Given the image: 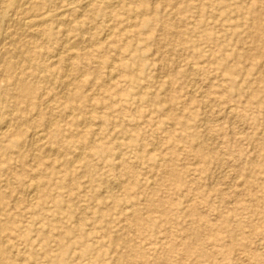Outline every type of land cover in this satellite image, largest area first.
<instances>
[{
    "label": "rangeland",
    "instance_id": "obj_1",
    "mask_svg": "<svg viewBox=\"0 0 264 264\" xmlns=\"http://www.w3.org/2000/svg\"><path fill=\"white\" fill-rule=\"evenodd\" d=\"M0 1V33L47 16L42 50L75 42L52 82L29 78L41 115L0 160V264H264V0H97L90 20L84 0ZM34 130L60 153L33 161Z\"/></svg>",
    "mask_w": 264,
    "mask_h": 264
},
{
    "label": "bare ground",
    "instance_id": "obj_2",
    "mask_svg": "<svg viewBox=\"0 0 264 264\" xmlns=\"http://www.w3.org/2000/svg\"><path fill=\"white\" fill-rule=\"evenodd\" d=\"M22 1V0H21ZM68 2L69 6L71 5V2L74 0H65ZM77 1V0H76ZM85 3L83 4V12L82 15L87 17V20H90L89 17V10L90 8L95 4L97 0H84ZM102 1V0H101ZM145 0L142 1V4H145ZM158 2V1H156ZM1 3V1H0ZM4 2H2L1 5H3ZM5 4V3H4ZM7 5V3H6ZM16 5V0H11L8 4L9 7H13ZM20 5V4H19ZM121 5V4H120ZM7 6V7H8ZM6 7V8H7ZM2 8V6H1ZM0 8V9H1ZM4 8V7H3ZM5 8V9H6ZM32 8V5H31ZM30 8V9H31ZM17 10V9H16ZM49 11V10H48ZM74 13V11L70 7H60V11L58 16L63 20L62 24L64 25H72L75 23V26H70V29L73 30H80L84 29L88 26L89 21L84 20L85 22H79L76 23V18L72 21H68V13ZM15 13V12H14ZM49 13V12H48ZM3 14V13H2ZM16 15V14H15ZM20 15V14H19ZM22 15V14H21ZM43 15V14H42ZM50 15V14H49ZM66 16V18H65ZM72 16V14H71ZM81 16V17H83ZM16 17V16H15ZM43 17V16H42ZM47 17V16H46ZM44 17L42 19H18L14 21H9V24L13 25L12 27L14 28L13 32L9 31L10 27L7 28L9 29L8 31L3 30L2 33H0V49L4 50L1 53H5L4 56H1L3 54H0V67L2 68L0 70V79L4 80L7 83L6 89L3 91V93H0V96L3 97V101L10 100L12 102V106L9 107L8 109V117L2 118L0 115V160L2 159H7L9 158V155L11 154L10 150H13L14 148H18V154L21 156L23 155L24 148L26 146V141L24 140V131H23V126L29 122H32L35 116H40L41 115V105L37 102H35L37 91L34 86L29 84V78H36V76L40 73H44L45 76L43 78L44 82H50L52 78H55V73H53L50 69L51 66L53 65H59L65 62H70L72 60L71 56L62 59V56L64 54H67L69 50L75 49L72 48V45L75 42H72L74 40L69 41L67 40L66 46H62V48H51L48 51L42 50V46L45 42H52V37L51 34L49 33L48 30H46L48 24L51 21H48L47 18ZM80 17V18H81ZM13 18V17H12ZM21 18V16H20ZM41 18V17H40ZM49 19V18H48ZM79 19V17H78ZM47 20V21H46ZM111 21V20H110ZM8 23V22H7ZM2 24V21L0 20V26ZM60 25V24H58ZM9 25L7 24L6 27ZM4 27V26H2ZM11 27V28H12ZM65 27V26H64ZM58 29V28H57ZM68 34V30L66 31ZM83 32V31H82ZM92 32V31H91ZM111 32V31H110ZM114 32V31H113ZM112 32V33H113ZM65 35V34H64ZM87 35V34H86ZM89 35V34H88ZM67 36V35H66ZM85 36V35H84ZM83 36V37H84ZM111 36V35H110ZM113 36V35H112ZM111 36V37H112ZM109 37V36H108ZM67 38V37H66ZM91 38V36H90ZM65 39V38H64ZM68 39V38H67ZM25 41L27 47L26 50H22L19 48H15L17 44V41ZM83 40V39H82ZM84 41V40H83ZM83 43V42H82ZM47 44V43H46ZM64 44V43H63ZM79 45V44H78ZM83 47L85 46L84 43L81 44ZM90 45V44H89ZM52 46V45H51ZM8 47V48H7ZM10 47V48H9ZM79 48V47H78ZM76 46V49H78ZM88 48V47H87ZM34 49V50H31ZM84 49V48H83ZM82 49V50H83ZM45 54H48L52 59H55L51 65H45V64H40V63H33L31 62L30 57H37V56H43ZM11 55L13 56L14 59H19V61L14 62V61H9L5 62L3 59L7 56ZM29 55V57H28ZM28 57V58H27ZM22 58L23 61H30L29 68H31V73L27 74L25 71H23L19 66L22 63ZM49 58V59H51ZM74 58V57H73ZM48 59V60H49ZM9 60V59H8ZM33 60V59H32ZM47 62V61H46ZM117 62V61H114ZM33 63V64H32ZM31 66V67H30ZM71 66V65H70ZM191 66V65H190ZM69 67V66H68ZM264 67V66H263ZM63 70L62 67L59 68L58 71ZM112 70V68H111ZM67 71V70H66ZM70 71V68L68 69ZM110 72V70H109ZM114 73V72H113ZM112 73V74H113ZM67 77V73L65 74ZM65 78V77H64ZM191 78V77H190ZM195 78V77H194ZM73 80V79H72ZM113 81V80H110ZM52 82V81H51ZM32 83V82H30ZM60 84V83H59ZM67 84V83H66ZM69 85V84H68ZM194 85V84H193ZM65 90V88H63ZM62 89V90H63ZM76 89V88H75ZM48 90V89H47ZM61 90V92H62ZM67 90V89H66ZM195 90V89H194ZM76 92V91H75ZM87 92V91H86ZM54 96V95H53ZM65 98V97H64ZM63 98V99H64ZM69 99V98H68ZM92 99V98H91ZM53 100V99H52ZM66 100V99H65ZM215 102V101H214ZM54 103V101H52ZM24 104H26V107L24 108ZM50 104V103H49ZM215 104V103H214ZM46 105V104H45ZM54 105V104H53ZM47 106V105H46ZM45 106V107H46ZM52 106H47L48 110H51ZM233 107V106H232ZM3 110V109H2ZM231 110V109H230ZM72 111V110H71ZM52 112V111H51ZM73 112V111H72ZM71 115V114H70ZM91 115V114H90ZM55 119V118H54ZM91 119V118H90ZM223 120V119H222ZM233 120L234 117H233ZM56 121V120H55ZM53 121V123L55 122ZM93 121V120H92ZM220 121V120H219ZM62 123V122H61ZM89 123V122H88ZM208 123V122H207ZM215 123V122H214ZM50 124V123H49ZM48 124V126H49ZM210 124V123H209ZM208 125V124H207ZM206 126V124H205ZM52 127V126H51ZM87 127V126H86ZM101 127V126H100ZM99 127V128H100ZM31 128V127H30ZM36 128V127H35ZM85 128V127H84ZM34 129V128H33ZM48 129V127H47ZM15 132V134H9L10 132ZM32 135V142L33 148L35 150V154L33 155V161L37 162L38 164H41L43 161L44 155L42 154L44 151H48L49 153L53 155H58L60 153L59 149H56L55 147H48V130H42V131H37L34 130ZM208 132V131H207ZM210 134V132H209ZM209 137V135H208ZM207 137V138H208ZM211 137V136H210ZM206 138V139H207ZM208 141V140H207ZM8 142L6 145L5 143ZM223 142V141H222ZM31 143V142H30ZM32 145V144H31ZM30 147V145H29ZM29 149V148H28ZM218 149V148H217ZM154 151V150H153ZM34 153V151H33ZM62 154V153H61ZM122 154V153H121ZM83 155V154H82ZM63 156V155H62ZM56 156H53L55 158ZM80 157V156H79ZM82 157V156H81ZM80 157V158H81ZM60 158V157H59ZM46 159V158H45ZM120 159V157H119ZM76 162V161H75ZM73 164V163H71ZM10 167V166H9ZM40 175V174H39ZM38 177V176H37ZM35 177V178H37ZM18 180H22L21 184L23 186H26L27 183L24 182L23 174L20 176H17ZM14 180V179H13ZM32 180V179H31ZM35 182V180H33ZM37 183V182H36ZM113 184V183H112ZM45 185V184H44ZM43 185V186H44ZM42 186V187H43ZM118 187V185H116ZM115 186V187H116ZM7 187V186H6ZM227 187V186H226ZM62 187L59 185L58 189H61ZM108 189V187H106ZM6 189V188H5ZM113 189V186L112 188ZM23 199L26 195V201L31 203L34 201H40L39 204V214L45 213L46 209V201L49 199L51 196L50 194L43 193L41 194V187L40 185H28L27 188L23 189ZM21 195V194H20ZM19 196V194H18ZM7 197L8 195L1 191L0 192V201L3 207V210L5 211L6 209V204H7ZM20 197V196H19ZM25 200V199H24ZM16 201V200H15ZM19 201V200H18ZM27 208V207H26ZM11 221V220H10ZM3 231H8V227H2ZM9 254V253H8ZM12 254V253H11ZM44 256V255H43ZM5 260V259H4ZM23 261V260H22Z\"/></svg>",
    "mask_w": 264,
    "mask_h": 264
}]
</instances>
